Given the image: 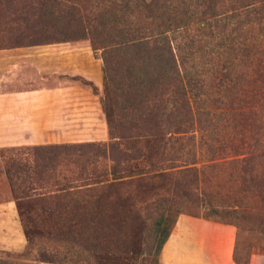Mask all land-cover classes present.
<instances>
[{"label": "trees", "instance_id": "obj_1", "mask_svg": "<svg viewBox=\"0 0 264 264\" xmlns=\"http://www.w3.org/2000/svg\"><path fill=\"white\" fill-rule=\"evenodd\" d=\"M83 40L103 61L101 103L109 142L27 146L30 158L7 157L21 213L24 206L40 207L49 212L47 219L72 229L101 227L108 206L134 179L146 192L148 184L150 190L166 189L197 202L200 171L179 160L184 142L213 105L233 115L243 134L241 147L249 149L231 161L245 165L234 173L240 189L264 194V0H0V49ZM215 46L226 53L207 77L199 75L196 61ZM242 81L251 87L248 95L239 90ZM147 160L148 170L141 165ZM106 161L110 164L100 169ZM68 166L65 175L62 168ZM76 180L102 194L84 203L73 195ZM159 206L166 203L160 200ZM81 207H95L99 216L67 212ZM237 213L212 206L200 216L187 215L231 224L224 220ZM177 218L163 209L153 222L157 262ZM59 232L29 226L27 251L20 257L32 256V264H73L67 254L41 250ZM237 251L238 245L237 264H248Z\"/></svg>", "mask_w": 264, "mask_h": 264}, {"label": "rangeland", "instance_id": "obj_2", "mask_svg": "<svg viewBox=\"0 0 264 264\" xmlns=\"http://www.w3.org/2000/svg\"><path fill=\"white\" fill-rule=\"evenodd\" d=\"M225 50L215 46L208 55H203L197 60L199 75L207 77L212 67L224 56ZM236 54L241 56L240 53ZM236 60L239 61L238 58ZM240 84L239 90L244 93L251 89L246 82L242 81ZM93 91L100 95L103 92L99 88ZM240 96L242 97L241 93ZM216 107L218 106L213 105L209 109L208 116L198 121L194 137L189 142H184V159L179 160V164L189 161L190 166L200 171V185L195 192L198 201H189L166 189L150 190L148 184L146 192V188L137 185L134 179L127 186L126 192L120 194L118 200L115 198L114 203L110 206L106 205L108 206L106 217L101 227L88 225L80 230L72 229L69 224L62 225L55 219H47L49 212H43L40 207L31 210L32 208L24 206L21 213L14 186L7 173L9 168L7 157L30 158L31 152L27 146L0 148V264H32V256L20 257L27 251L25 231L31 225L44 226L50 232L61 231L57 239L47 242L45 247L40 246L41 250L67 254V258L73 264L76 262H79L77 264H161L160 256L158 262L155 256L156 236L153 222L162 210L165 209L166 215L171 219H176L181 214L200 216L212 206L222 208L224 211L238 212L224 222H231L237 230V257L240 260L249 262L253 254H264V194L253 195L240 189L241 183L234 173H241L245 165L240 163L236 167L231 161L233 158L245 157L249 149L241 147L243 134L239 131L241 126L239 128L235 126L233 115L229 114L230 112L223 113ZM248 108L246 106L244 110ZM102 142L108 143L109 138ZM13 149L14 151H11ZM153 161L156 165L162 164L158 158ZM254 163L259 170V162ZM109 164V161L103 162L99 164V168ZM141 165H145L148 170L151 163L147 160V163ZM261 167L264 168L263 165ZM67 169H71V166L62 168L65 175ZM74 182L79 186L72 189L73 195L84 203L102 194L99 188L88 191L86 187L81 186L82 180ZM39 192L41 191L36 193ZM160 200L166 203L163 209L159 206ZM207 201L211 202V206ZM240 204L244 207H239ZM67 212L77 218L88 217L86 219L96 220V216H99L95 207L68 208Z\"/></svg>", "mask_w": 264, "mask_h": 264}, {"label": "crops", "instance_id": "obj_3", "mask_svg": "<svg viewBox=\"0 0 264 264\" xmlns=\"http://www.w3.org/2000/svg\"><path fill=\"white\" fill-rule=\"evenodd\" d=\"M103 61L89 41L0 49V148L102 142ZM103 94V92H102ZM237 230L181 214L161 264H237ZM248 264H264L253 254Z\"/></svg>", "mask_w": 264, "mask_h": 264}]
</instances>
